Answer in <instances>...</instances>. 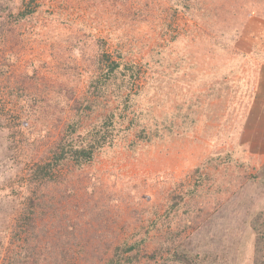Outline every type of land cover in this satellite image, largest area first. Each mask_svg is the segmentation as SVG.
I'll list each match as a JSON object with an SVG mask.
<instances>
[{
  "label": "rangeland",
  "instance_id": "obj_1",
  "mask_svg": "<svg viewBox=\"0 0 264 264\" xmlns=\"http://www.w3.org/2000/svg\"><path fill=\"white\" fill-rule=\"evenodd\" d=\"M111 112L93 161L37 169ZM259 235L264 0H0V264H254Z\"/></svg>",
  "mask_w": 264,
  "mask_h": 264
},
{
  "label": "trees",
  "instance_id": "obj_2",
  "mask_svg": "<svg viewBox=\"0 0 264 264\" xmlns=\"http://www.w3.org/2000/svg\"><path fill=\"white\" fill-rule=\"evenodd\" d=\"M119 68L120 66L118 63L111 61L108 67H106V72L104 73L105 77L102 79V81L98 79L91 84L92 90H89L90 94L96 97L98 93L105 90L107 84H109L111 80H114L116 75L121 72ZM125 99L124 100L122 99L123 110H126L125 101L128 100ZM75 109L79 110L81 113H84L86 111H94V110L97 112V109L91 106V102H88V104L86 105H82L81 102L77 101L75 103ZM115 112L118 113L117 111ZM118 116L121 117L122 115L119 114ZM114 118H115L114 112H111L108 116L98 113V116L95 117L94 120L95 122L91 124L90 128L86 130L85 134L78 135L77 137H74L72 135L76 132V128L74 126H71L66 130V132H64V134L57 141L53 150H51L53 158H51L48 163L43 164V166L38 167L37 169H41L40 171H42V173L45 174V176H48L51 173L52 169L58 164H62V163L66 164V162H71L73 165L77 167H81L84 164L90 163L91 161L94 160L97 150H99L107 141L112 140V136L110 134L112 133ZM32 207L33 204L30 205V208L27 210L26 213L23 211L24 213L20 215L21 222H24V224H26L27 227L29 228L34 227L32 225L35 224L34 218L33 219L29 218V215L32 214L30 211ZM30 222L32 223V225ZM261 242L263 245L261 244ZM50 245H51L50 243H47L45 245L46 246L44 248L45 253L50 254L49 250H52L56 255L51 257H46L47 254L34 255L35 263L40 264V261L44 259L45 264H60L59 262H61L62 264H68L70 259L74 257L67 255V252L70 251L68 248L67 251L66 249L65 251L62 250V252L59 254L61 248L58 250L57 245L54 244L55 245L54 247L53 245L49 247ZM263 247H264V237L259 235L256 238V247L254 250V254H255L254 264H264V255H262ZM134 248L135 247L132 245L127 246L126 243L123 244V247L121 246L116 247L114 257L111 258L108 264H124L126 262V259L122 260L121 253L131 252ZM32 250L34 249L32 248L30 251ZM53 252H51V255L54 254ZM22 253L23 254L20 257V260L16 262L14 260L12 264H18V263L24 264V260L27 257H29V254H31V256H33L34 254V252L26 253V246L22 249ZM177 254L178 253L172 255V259L174 257L175 258L177 257L178 259L177 261L181 264H195L191 258L185 256L178 257ZM41 255L45 257H41ZM129 259L127 260L129 261Z\"/></svg>",
  "mask_w": 264,
  "mask_h": 264
}]
</instances>
